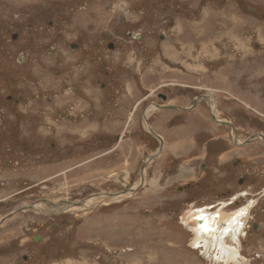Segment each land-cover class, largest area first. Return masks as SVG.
Masks as SVG:
<instances>
[{
    "label": "rangeland",
    "instance_id": "374dc122",
    "mask_svg": "<svg viewBox=\"0 0 264 264\" xmlns=\"http://www.w3.org/2000/svg\"><path fill=\"white\" fill-rule=\"evenodd\" d=\"M208 90L217 96L219 122H235L239 144L264 136V0H0V133L37 128L68 160L59 172L70 169L35 195L78 203L138 186L77 213L60 202L56 211L69 214L60 217L57 242L44 245L55 255L46 264H223L191 245L184 219L248 207L238 264H264L263 140L229 146L236 175L221 184L219 174L202 170L203 159L186 163L196 140L189 125L201 110H149L189 107ZM67 104L86 118L52 121L48 113ZM144 114L164 148L139 188L142 165L160 146ZM205 174L220 182L202 184ZM243 176L255 179L239 184ZM15 236L0 229V264H25L11 254Z\"/></svg>",
    "mask_w": 264,
    "mask_h": 264
},
{
    "label": "flooded vegetation",
    "instance_id": "af4514ba",
    "mask_svg": "<svg viewBox=\"0 0 264 264\" xmlns=\"http://www.w3.org/2000/svg\"><path fill=\"white\" fill-rule=\"evenodd\" d=\"M13 39L16 40V36ZM78 47V45H74L71 49L77 50ZM108 48L114 49V45L109 44ZM23 60L25 59L22 58L21 61ZM23 67H26V65ZM68 90L71 91V87ZM74 90V92L71 91L73 95L77 93V90ZM88 94V91L84 92V98L88 96L87 100L89 101ZM159 96L162 100L164 99L163 103L169 100L168 94H159ZM18 98L17 102L25 99V96L21 95ZM34 98L36 101L37 97L34 96ZM44 100L47 102V96L45 98L41 97V100L36 102ZM195 102H198V106L191 112L170 109V111L180 114H190L201 110L198 114V119L192 120V123L189 125L195 130L196 140L191 149L188 148L186 150V163L192 165L194 164L193 159H203L201 167L205 173L211 170V173H217L221 176V184L232 183L236 173L233 170L234 164L233 166L231 165L230 159H235L233 156L235 150L230 149L229 146L232 148L236 147V141L238 142L236 136L239 134L238 128L231 119L227 122H216L214 120V117H219L217 112L219 102L214 91L199 93L189 107ZM212 104H214L213 108ZM38 110L40 111L41 109ZM77 110H79L77 105H74L71 109H69L68 104L57 106L48 113V116H50L52 121L63 120L73 122L76 119H80L77 116H82L81 113H77ZM85 118L81 117V119ZM49 130L52 136L59 134V131L56 129V131L50 128ZM53 140L42 138L40 132L34 127L26 129L25 132L5 128L0 133V195L5 196L0 200V221L9 218L3 224H0V229L8 226L11 232L16 234L11 242L16 240V244H13L12 247H18V251H12L11 254L14 257L20 254L21 261L25 264H46L50 260H53L55 256L53 252H45L44 247L49 243L54 244L57 242L58 234L63 228L64 223V219L60 217L69 214L67 212H57L54 209L64 200H52L47 197L48 195H35L37 189L47 190L50 188L49 185L43 184L49 182L54 184L58 182L60 176L70 172V169L59 172L58 169L68 160H60V149ZM187 144L188 141H186L185 145ZM73 146L75 144L67 145L66 148ZM217 177L218 175L212 177V180L209 177L207 178L209 181H207L205 174L200 180L202 184L207 182L219 183L220 178L218 181ZM254 179L251 176H243L238 177L237 182L243 184L247 180L254 181ZM64 202L68 203V201ZM32 205L36 207H31ZM38 206L45 208L46 212H43L44 210L39 211L37 209ZM19 232L25 234L24 239L18 235ZM1 255L2 252L0 251ZM15 263L17 262L12 261L10 264Z\"/></svg>",
    "mask_w": 264,
    "mask_h": 264
},
{
    "label": "bare ground",
    "instance_id": "6f19581e",
    "mask_svg": "<svg viewBox=\"0 0 264 264\" xmlns=\"http://www.w3.org/2000/svg\"><path fill=\"white\" fill-rule=\"evenodd\" d=\"M164 46L166 49V53L167 50L168 52L171 50L168 49L169 47L166 44ZM212 105L214 106V104ZM169 107L174 108L177 106L162 105L161 107L160 105L152 104L151 109L149 110H155V109L170 110L167 109ZM149 110L147 111V115H149L148 113ZM214 120H216V122H219V119L217 117H214ZM126 180H127V176L125 177L124 182H126ZM130 194L131 193H128L127 195ZM109 198L110 197H108L107 194H100L99 197H94L93 198L94 200L92 198L87 199V201L84 202L81 206L71 204V206L68 207L67 210L71 211L70 213L73 212L77 213L78 211H84L88 209L90 210L91 208H95L98 205L103 206L104 204H107L112 200H119L120 198L123 197H117L113 199H109ZM46 204L48 205V203ZM251 205L253 207V204ZM37 209L39 211L44 210L43 212H45L46 210L42 206H38ZM67 210H60V211L63 212ZM250 213H251V207H248L241 211L239 210V212H233V213H230V211L228 210L222 211V209L214 214L206 213V211H197L195 214H191L190 218L185 217L184 224L189 228V230L193 234V242L191 243V245L194 248H199L202 245L204 248V252L206 253L205 255L206 258H209V256L212 254V260L222 261L223 264L241 263L239 262V259H241V242H242L241 238L245 231L246 221H247L246 219L248 218ZM152 254H153L152 256H154L155 252H153ZM150 259H152L151 256ZM246 264H248V262H246Z\"/></svg>",
    "mask_w": 264,
    "mask_h": 264
},
{
    "label": "water",
    "instance_id": "95a60500",
    "mask_svg": "<svg viewBox=\"0 0 264 264\" xmlns=\"http://www.w3.org/2000/svg\"><path fill=\"white\" fill-rule=\"evenodd\" d=\"M161 98V97H160ZM197 106H198V102H195L190 108H185V109H183V108H181V107H174V108H167V109H178V110H181V111H184V112H191V111H194L196 108H197ZM158 108H160V107H158ZM143 119H145L146 120V126H147V131L153 136V137H155L158 141H159V143H160V146H159V149L156 151V153L154 154V155H152V156H150V157H148L145 161H144V163H143V165H142V168H141V180H140V182H144V180L146 179V169H147V167H148V165L152 162V161H154L157 157H159L160 155H161V153L163 152V148H164V140H163V138L161 137V136H159L154 130H153V128H152V126L151 125H149L148 123H147V117H146V114H144L143 115ZM236 135V134H235ZM257 137H259V138H261L262 140H263V142H264V136L263 135H261V134H258V135H254V136H251L248 140H246L245 142H243V143H238L237 141H236V145H238V146H246V145H248L251 141H253L254 139H256ZM237 140V139H236ZM139 184L140 185V187L139 188H141L144 184ZM138 187V186H137ZM136 187V188H137ZM135 188V190H131L132 188H129V187H127L125 190H122V191H120V192H117V193H114V194H108V197H110L109 199H113V198H117V197H120V196H122V195H127L128 193H130L131 191H132V194L133 193H135V191L137 190ZM138 188V189H139ZM100 195H94V196H92V197H90V198H94V197H99ZM87 200V199H86ZM86 200H82V201H80V202H78V203H70V202H68V203H66L67 205H70V204H73V205H77V206H81L84 202H86ZM31 207H35V205H32ZM9 218H5V219H3L2 221H1V223L0 224H3L5 221H7ZM254 228H256V227H254Z\"/></svg>",
    "mask_w": 264,
    "mask_h": 264
},
{
    "label": "crops",
    "instance_id": "0c3cea01",
    "mask_svg": "<svg viewBox=\"0 0 264 264\" xmlns=\"http://www.w3.org/2000/svg\"><path fill=\"white\" fill-rule=\"evenodd\" d=\"M154 255H156V252H155V254ZM154 257V256H153Z\"/></svg>",
    "mask_w": 264,
    "mask_h": 264
}]
</instances>
